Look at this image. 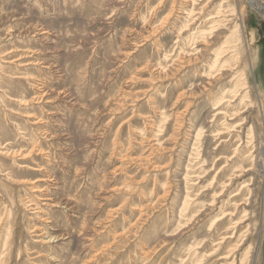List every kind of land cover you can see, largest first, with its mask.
<instances>
[{
  "label": "rangeland",
  "instance_id": "374dc122",
  "mask_svg": "<svg viewBox=\"0 0 264 264\" xmlns=\"http://www.w3.org/2000/svg\"><path fill=\"white\" fill-rule=\"evenodd\" d=\"M191 1L0 0V89L29 100L33 86L12 76L37 74L29 64L37 58L53 66L34 81L48 83L43 102L22 107L0 92V147L19 152L0 154V264H191L195 247L189 246L204 236L220 207L231 210L230 201L247 197L239 189L248 184L255 222L250 260L264 264V13L258 9L264 0H212L208 6L209 0H196L195 12H204L185 23ZM220 4L223 17L231 16L222 19L214 43L191 45L189 35L205 30L209 24L201 21ZM35 28L47 32L42 39ZM224 45L236 50L233 74L208 80L213 53ZM205 46L207 52L192 54ZM239 73L253 105L236 121L254 125L260 168L237 180L234 171L222 172V181L231 183L215 188L221 198L207 211L212 193L201 187L223 165L219 155H230L238 144L228 138L224 150L213 139L227 123L213 109ZM60 89L67 94L55 101ZM29 110L43 118L41 124L24 118ZM164 115H171L168 122ZM198 128L207 133L196 145ZM31 145L46 156L35 151L22 158ZM248 153L241 145L238 159ZM202 160L211 170L205 182L199 179ZM39 166L45 173L32 170ZM188 191L195 200L190 208L203 204L198 210L206 213L182 231L179 212ZM247 247L236 253L235 264ZM218 258L208 264H220Z\"/></svg>",
  "mask_w": 264,
  "mask_h": 264
},
{
  "label": "bare ground",
  "instance_id": "6f19581e",
  "mask_svg": "<svg viewBox=\"0 0 264 264\" xmlns=\"http://www.w3.org/2000/svg\"><path fill=\"white\" fill-rule=\"evenodd\" d=\"M195 1L196 0H192L190 2L191 7L189 10V13L186 16L187 20L185 21V23H189V22L194 23L195 21L200 20L198 17L201 16V12H204V10H203L204 8L202 10H200V12H198V11L195 12V10L193 8L195 5ZM211 2H212V0H209L207 3V6H208V4H211ZM222 4H220L217 13L210 14V15H208L207 18H205L204 20L201 21L203 26H206L209 24V26L205 30H198L197 29L196 33L193 32L192 34L189 35L190 36L189 40L194 42L193 44L191 43V45H200L201 43H205V42H206V44L207 43H214V40L216 39L215 37L218 35V32L224 28V25H223L224 21L222 19H225L226 17L231 16V14H230L226 17H223L222 14H226L227 12H224L226 7H224V5H222ZM171 7H172V5H171ZM258 9H259V11L264 13V3H261V6H259ZM154 10H155V8L152 10V13L154 12ZM181 10H183V9H181ZM232 12L233 11L228 12V13H232ZM181 14L186 15V13L184 11H182ZM166 19L167 18L163 19L161 21V23L157 25V28H158V26L159 27L163 26V23H166V21H167ZM188 27H189V25L186 24L185 26H182L179 31H182L183 29H187ZM33 30H34L33 33H37L36 34L37 37L40 36L41 39H42L43 34L47 33L46 31L41 32V30H38L36 28ZM154 31H156L155 27L152 29V33H154ZM206 48H207V46H205L204 48H201V49H199V47H196L195 49L193 48L192 54L193 53L203 54L204 52L208 51ZM210 48H211V46L209 47V50H210ZM235 51H236L235 48L225 47V45L216 49L213 53L214 54L213 60L211 59L212 64L206 69L205 77H207L208 80H215L216 77L220 76V75L222 76V75L227 74V73L229 75H232L233 73H232V69H231L232 67L230 65V62H231V60L232 61L237 60V56H236ZM229 53H233V55L225 59V57ZM180 54L181 53L179 51V55ZM183 55H184V53H183ZM177 59H180V58L178 57ZM34 61L35 62L29 63V64L36 67L37 71L39 70L37 74L26 73L25 75L19 76V77L12 76L13 78H17V79L20 78V79L26 81L27 83L29 82V84L31 86H33L34 93L32 94V96L30 97L29 100H27V97H24V98L20 97V96H27L25 93L16 94V96H10L11 92L9 90L0 89V92L3 96L8 95V96H6V99H8L10 102H14L15 104H18L22 107H26L27 105L31 106V104L33 102H36V104L38 102H43V99L46 98L45 96L49 92H51L49 90L48 85H47L48 83L35 84L34 81L38 80V78H41V75L39 73L44 72L45 70H48V72H49L50 70H53V66L50 65L43 58H37ZM19 66L21 67L23 65L20 64ZM236 69H238V68H236ZM238 72H240V71H237L235 73H238ZM163 73H165V72H163ZM243 75H244L243 73H239L238 77L231 79L228 89L222 95H220L217 98V100L215 102L216 107L213 109L216 111L215 115H220L223 119H225V121H227V123L222 127L221 130L214 131L215 133L212 135L213 139L214 140L217 139L218 141H220L221 145L222 144L224 145L223 148L226 146V144L229 143V140L232 138H234L235 141L237 140L238 144L234 149L232 148L233 150H232L230 155H227V153H222L221 155H219V158L217 159V161H223V165L219 168V170L216 172V174L213 175V177L210 179V181H208V183L206 185L203 184L204 186L201 187V189L204 190L203 194L208 195L209 193H212V195L210 197L211 198L210 204L204 205L206 207H210V209H206L207 211H210V210L212 211L214 209V207L216 206L215 205L216 201H219V199L221 198L222 191L217 193L215 191V188L218 186H221V184H222V187L227 188L229 186V184L231 183V181H230L231 179H229V178L226 179V180H228V184H225V182L222 181V174H221L222 172L224 173V172H228V171L229 172L234 171V173L232 174V176H233L232 180L240 179L241 177L246 176L247 174L253 172L254 170H256V171L258 170V172H259L260 167H258V165H259V159H260V155H261L259 153V151H260L259 142L260 141H259V137H254L255 127L250 122L249 123L247 122V118L241 119L240 121H236V119H238L242 114L246 113L247 110H250L249 108H251L253 105L252 101H249V92L247 91L248 87L246 86L247 84L244 81L246 79ZM30 82H32V83H30ZM207 85L210 86L209 83ZM0 88H2V87H0ZM202 88H203V84H202ZM60 90H62L63 92ZM60 90L56 95L55 101H59V100H62L61 98H65V96L61 97L62 95H65V93H66L65 89H60ZM64 100H67V99H64ZM236 102H239L238 106H241V108H238V110H233L234 109L233 106ZM173 106H174V104H173ZM40 108H41V110H44L43 107H40ZM36 115L37 114H35L34 111L29 110L28 112L25 113L24 118L26 120L34 119L35 121L31 122L32 123L31 125L37 126L38 124H41L43 118L40 115L39 116L38 115L36 116ZM170 117H171V115L170 116L164 115L163 119L166 122H168L169 121L168 119H170ZM10 124H13V123L10 122ZM179 124L183 125V122L180 121ZM247 125H249L248 129H247ZM158 132H159V130H158ZM206 133L207 132H203V129L198 128L196 134L194 135V140H193L196 145L198 144L199 141L205 140ZM224 135L227 137L226 139H225V137H223ZM172 136H174V135H172ZM228 138H229V140H228ZM244 138H246L245 141L243 140ZM23 140H25V139H23ZM186 141H188V140H183V143L186 144L185 143ZM241 145H245V148H248V152H249L247 157L243 160L238 159L239 148L241 147ZM157 146H159V145H157ZM30 147H31V149L22 158L28 157L30 154L35 153V151H37V155H40V156L41 155L46 156V153L48 152V151L46 152L44 149L38 147L37 145H31ZM0 148H2L1 149L2 152H0V154L2 156H6V157L14 156V155H17L19 153L16 150H13V149L10 150L9 148H7V144H5L4 147L1 146ZM224 150H226V148H224ZM245 162H250L249 163L250 165L248 168H245L242 166L243 163H245ZM201 163H203V165L201 167L203 169V167H205L207 162L205 160H202ZM20 166H24V165H20ZM261 169H262V167H261ZM32 170L37 171V172H44L45 169H44V167L39 166V168H32ZM210 172H211V170L206 171L203 169L202 170V176L203 177H201L199 179L205 182V180H206L205 178L207 176H209ZM236 172H237V174H235ZM42 177H43V179L49 180V178L52 176L45 174ZM195 177L198 178V175ZM192 178H194V177H192ZM249 186H251V185L248 184V185L240 186L239 190H244L243 191L244 196H247V197H245L244 199H241L240 202H238V203H234V202L230 201L229 206H230V208H232L231 210H228V209L224 210L223 206L220 207L218 215L208 223V229L206 230L204 236L200 240L194 241V244L189 246L190 249L195 247V249H194L195 251L194 250L192 251L193 255H192V258L190 259L191 264H196V262H198V264H208L212 259L217 258V257H219L217 259V261L220 264H235L236 253L238 251H240L241 248H243L246 244H248V247L246 248V251L244 252L243 256L241 257L239 264H251L250 259L252 257L251 254L253 251L251 238L253 235V227H254L255 222H254V211H253V209H254V204H253L254 191L251 189L252 187L249 188ZM34 188H36L35 190H40V189H37L38 186H36ZM187 189L188 188L186 187V190ZM166 192H168V191H166ZM243 193H241L240 195H242ZM237 194L238 193L234 194L233 196H236ZM197 195H199V193ZM34 198H36V197H34ZM48 199L49 198H45V200H48ZM42 200H43V198H42ZM192 202H195V200L193 201V199L190 197V192L189 191L185 192L183 202H182V207H181V210L179 212L180 218L183 219L182 220L183 222L180 220V223H181L180 227H181L182 231L189 229L190 226H192V225H196V223L198 222L197 220H201V218L203 217L202 214L206 213L205 210H200V211L198 210L199 208L202 209L201 207L203 204H201L200 207H198V205H197V206H192L190 208ZM239 208H241V209H239ZM239 213H241V215L238 218L237 216ZM224 222H226L225 227H223L222 229H219V227L221 225H223ZM6 224H7L6 222H2V225H6ZM214 231H216V232H214ZM2 232H3V230L2 231L0 230V239L3 237V235H1ZM7 238L8 237H6V240H7ZM49 240H51V238H49ZM181 263H183V260L181 261Z\"/></svg>",
  "mask_w": 264,
  "mask_h": 264
}]
</instances>
